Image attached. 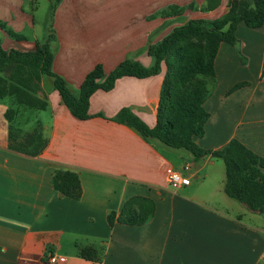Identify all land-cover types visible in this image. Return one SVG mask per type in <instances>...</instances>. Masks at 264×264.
Instances as JSON below:
<instances>
[{"label": "crops", "instance_id": "1", "mask_svg": "<svg viewBox=\"0 0 264 264\" xmlns=\"http://www.w3.org/2000/svg\"><path fill=\"white\" fill-rule=\"evenodd\" d=\"M229 1L203 11L206 0H62L53 15V69L78 94L97 64L106 73L125 59L144 64V57L152 58L148 47L175 26L222 17ZM172 5L185 10L157 17ZM37 10L38 0H0V21L25 36L16 40L0 27V45L30 50L42 42L35 31ZM236 35V44L221 43L216 86L205 103L210 119L196 142L218 150L237 138L264 157V25L241 22ZM164 72L163 66L147 78L124 76L113 89L97 90L88 119L70 112L53 83L42 87L38 94L49 104L36 115L48 144L38 156L10 149L7 104L0 102V264H53L52 256H65L63 264H264V214L236 204L225 181L208 183L212 173H221L214 156L198 159L113 119L127 107L153 127ZM241 82L247 84L228 93ZM167 165L189 166L191 183L170 185ZM57 169L78 173L80 199L54 189ZM223 173L226 179L225 168ZM134 197L153 202L151 218L142 225H111L108 215L119 214Z\"/></svg>", "mask_w": 264, "mask_h": 264}, {"label": "trees", "instance_id": "2", "mask_svg": "<svg viewBox=\"0 0 264 264\" xmlns=\"http://www.w3.org/2000/svg\"><path fill=\"white\" fill-rule=\"evenodd\" d=\"M61 1L50 0L52 20L44 42H36L35 48L30 50L5 49L0 45V72L8 71V74L0 75V102L7 104L5 116L9 123L10 149L38 156L47 147L48 138L43 123L36 115L49 104L47 97L38 94L44 76L52 77L54 88L75 117L88 119L93 116L89 111L90 99L97 90L113 89L116 81L124 76L147 78L158 75L164 66L156 124L148 126L127 107L122 108L113 119L135 129L145 138L158 139L170 147L185 148L198 159L207 154L221 158L225 164L226 194L244 203L250 211L264 214V157L237 138H232L218 150L205 149L196 142L197 137H204L210 119L205 103L216 86L215 63L221 43L236 44V31L241 22L252 28L263 26L264 0H230L228 11L222 17L191 19L175 26L161 40L148 47V54L153 59L148 66L138 60L125 59L106 73L103 65L97 64L85 76L78 94L53 69V15ZM220 3L221 0H206L202 10L212 11ZM184 10L172 5L161 15L176 16ZM0 27L16 40L25 39L24 35L16 33L4 22L0 21ZM210 81L214 83L212 88ZM244 84L247 83L234 85L228 93ZM52 183L54 189L65 196L73 199L82 196L81 180L75 171L57 169ZM153 212L152 201L134 197L125 203L119 214L111 212L108 221L111 225L116 220L129 225H142ZM84 255L88 256L86 250Z\"/></svg>", "mask_w": 264, "mask_h": 264}, {"label": "rangeland", "instance_id": "3", "mask_svg": "<svg viewBox=\"0 0 264 264\" xmlns=\"http://www.w3.org/2000/svg\"><path fill=\"white\" fill-rule=\"evenodd\" d=\"M55 1V0H53ZM59 5V4H58ZM26 8L29 9V4L26 5ZM168 10V9H166ZM165 11V10H164ZM163 11H160L158 12V16H160V14L162 13ZM51 15H52V12L50 10V0H38V10L36 12V28H35V31H36V34L39 35L40 39H43L42 42H44L47 38V35H48V32H49V26H50V23H51ZM161 17V16H160ZM178 18V17H177ZM180 18V17H179ZM182 19V18H181ZM178 20V19H177ZM180 20V19H179ZM168 24H172V21H170V23L168 22L166 25ZM165 25V26H166ZM167 28V27H166ZM165 28V29H166ZM165 31V30H164ZM163 31V32H164ZM156 35H158V31L155 33ZM46 35V36H45ZM143 54H141L140 56H142ZM139 56V55H138ZM139 56V57H140ZM146 57H144V64H152L153 62V59H145ZM245 57L242 56V60L245 62ZM166 69V68H165ZM5 74H8V71L7 72H0V75H5ZM164 77V76H163ZM163 81V80H162ZM53 83V79L52 77H49V76H45V82H41V87H45V88H50V86L52 85ZM214 85V83L212 81H210V87L212 88ZM46 96V95H45ZM44 96V97H45ZM44 116L46 117V114L44 112ZM30 125V124H29ZM28 125V126H29ZM172 148V147H171ZM214 161H216L217 163L219 162V164H221V173L219 174L218 172H214L212 173L213 176L211 179L208 180V183H213V184H219L220 186L224 185V181H225V174L223 173L222 174V171L224 170V162L222 159H219V158H212ZM180 169V168H179ZM182 171L183 174H186L185 173V170L184 169H180ZM225 193H222L221 196H227V195H224ZM235 200V199H234ZM234 202H239L237 200H235ZM238 206V205H237ZM220 209H223L222 206L219 207ZM235 209V208H234ZM262 221L264 222V219H262Z\"/></svg>", "mask_w": 264, "mask_h": 264}, {"label": "built area", "instance_id": "4", "mask_svg": "<svg viewBox=\"0 0 264 264\" xmlns=\"http://www.w3.org/2000/svg\"><path fill=\"white\" fill-rule=\"evenodd\" d=\"M189 166H187L184 170H188ZM165 176L166 180L173 187H180L189 185L191 183V177L183 174L181 170L176 169L172 165H167L165 168ZM67 258L65 256H52L50 258V262L53 264H63L65 263Z\"/></svg>", "mask_w": 264, "mask_h": 264}]
</instances>
